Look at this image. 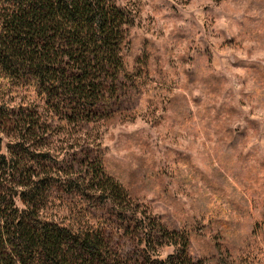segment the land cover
<instances>
[{"label": "rangeland", "instance_id": "1", "mask_svg": "<svg viewBox=\"0 0 264 264\" xmlns=\"http://www.w3.org/2000/svg\"><path fill=\"white\" fill-rule=\"evenodd\" d=\"M118 2L134 10L123 53L139 76L82 113L0 76L12 116L0 155L25 144L52 185L40 217L102 232L117 262L180 255L170 233L149 237L164 226L190 232L189 257L219 244L235 264H264V0ZM96 173L114 184L107 199L84 181Z\"/></svg>", "mask_w": 264, "mask_h": 264}, {"label": "trees", "instance_id": "2", "mask_svg": "<svg viewBox=\"0 0 264 264\" xmlns=\"http://www.w3.org/2000/svg\"><path fill=\"white\" fill-rule=\"evenodd\" d=\"M134 17V10L118 0H0V76L23 81L44 96L65 95L72 99L75 112L100 107L122 75L139 76L138 61L130 64L123 53ZM139 112L138 108L132 116ZM11 117L9 107L0 104L1 123ZM34 127L23 122L22 139ZM22 147L0 155V264H122L107 252L102 232L76 233L40 217L51 181L40 176L29 148ZM2 149L0 129V153ZM87 180H96L106 199L113 192L114 184L103 173ZM16 197L24 209L16 205ZM159 229L149 237L171 234V241L183 244L185 251L135 264L236 263L234 254L223 252L219 244L203 258L189 257L190 232Z\"/></svg>", "mask_w": 264, "mask_h": 264}]
</instances>
